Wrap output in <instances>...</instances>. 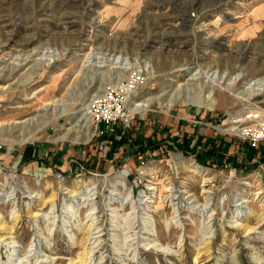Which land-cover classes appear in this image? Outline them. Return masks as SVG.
Instances as JSON below:
<instances>
[{
  "label": "rangeland",
  "instance_id": "obj_1",
  "mask_svg": "<svg viewBox=\"0 0 264 264\" xmlns=\"http://www.w3.org/2000/svg\"><path fill=\"white\" fill-rule=\"evenodd\" d=\"M133 73L126 126L82 114ZM0 75V264H264V149L226 133L264 110L239 94L264 75V0H0ZM222 143V164L198 158Z\"/></svg>",
  "mask_w": 264,
  "mask_h": 264
},
{
  "label": "built area",
  "instance_id": "obj_2",
  "mask_svg": "<svg viewBox=\"0 0 264 264\" xmlns=\"http://www.w3.org/2000/svg\"><path fill=\"white\" fill-rule=\"evenodd\" d=\"M143 81L144 79L140 73H133L126 84V90H123L121 86V92H119L118 87H110L105 91L104 95L94 98L90 106V114L96 121V126L98 127L100 124H103L105 127L110 126L113 128L114 124L119 121H128L126 97L124 94L136 90V87L143 83ZM234 123L235 126L231 127L230 131L226 133L239 136L240 139L249 145L250 149H264L263 109H245ZM122 135V133L117 132L115 136L116 140H121Z\"/></svg>",
  "mask_w": 264,
  "mask_h": 264
},
{
  "label": "bare ground",
  "instance_id": "obj_3",
  "mask_svg": "<svg viewBox=\"0 0 264 264\" xmlns=\"http://www.w3.org/2000/svg\"><path fill=\"white\" fill-rule=\"evenodd\" d=\"M100 48V47H99ZM114 58V57H113ZM112 58V59H113ZM104 59H106V58H104ZM117 59V57L114 59V60H116ZM25 60H27V59H25ZM113 61V60H112ZM117 61V60H116ZM20 64V63H19ZM21 66H23V65H20V67ZM88 66V65H87ZM104 67V66H103ZM18 68V66L16 65V66H13V68H12V71L13 70H16ZM97 68V67H96ZM100 68V67H99ZM117 68V67H116ZM252 69V68H251ZM263 71V70H262ZM9 72H11L10 70H9ZM202 71L201 70H199L196 74H200ZM208 72H210V70L208 71ZM216 72L217 71H214V73L213 74H216ZM206 73V72H205ZM263 73V72H262ZM239 75L240 74H237V78H240L239 77ZM211 76V75H210ZM215 76V75H214ZM224 76V75H223ZM223 76H220V80H223ZM232 76V75H231ZM193 77V76H192ZM0 79H2L1 78V75H0ZM193 78H190V80H192ZM236 79V78H235ZM214 80V79H213ZM183 86H185V84H183V83H180L179 85H178V88L180 89V87H183ZM246 88L243 90V91H241L239 94H244V93H247L246 91H249V90H254V91H258V92H261V91H264V75L262 76V77H253V78H251V79H248L247 80V83H246ZM3 88V87H2ZM1 90H4V89H1ZM102 90V89H101ZM100 91V90H99ZM170 91H167V92H165L163 95H162V97H164V96H168L167 97V100H166V104H165V106H166V108L167 109H171V107L172 106H174V104H175V102H177V101H180V100H182V98L183 97H181V93H178V92H176V93H174V94H171L170 95V93H169ZM215 91H214V89H211V90H209L208 91V93L207 94H204L203 95V100L204 101H207V102H210L211 104H214L215 105V103H216V101H214V95H215V93H214ZM189 93H191V91H189ZM99 95V92H97V94H96V96H98ZM99 96H101V95H99ZM184 96H186V95H184ZM188 96V95H187ZM186 96V97H187ZM186 97H185V99H186ZM153 99H155V98H149V99H147V100H145L144 101V103H140V104H137V105H135V106H133V107H130V112L131 113H133V112H135L136 110H138L137 108L138 107H142L143 109H142V112H146V111H148L146 108L148 107V104H145L147 101H150V100H153ZM93 103V102H92ZM90 106L91 105H89V107H88V109L90 110ZM45 107V106H44ZM47 107H48V105H46V108H44V112L46 111V114H54L55 112L54 111H52V112H49L48 113V111H47ZM41 110V109H40ZM43 110V109H42ZM41 110V111H42ZM137 112V111H136ZM56 114V113H55ZM83 115H87V114H90V112H85V113H82ZM41 116H43V115H41ZM41 116H39V117H41ZM39 117H37L36 119L34 118V119H30L29 120V123L28 124H33V125H35V121H38L40 118ZM39 118V119H38ZM42 118V117H41ZM11 119H13V118H11ZM46 122H48V121H46ZM23 123H26L25 121L23 122ZM43 123V122H42ZM42 123H40V124H42ZM10 124V123H9ZM44 124H46V123H44ZM43 124V125H44ZM13 125V124H12ZM15 125V124H14ZM24 125V124H23ZM1 127V126H0ZM11 128V127H10ZM21 128H23V127H21ZM226 130V129H225ZM225 130H221V131H225ZM70 131V130H69ZM227 131H230V129L229 130H227ZM226 131V132H227ZM71 132V131H70ZM202 171V169L200 168V167H198V166H196L193 170H191V172H193L194 174H198L199 172H201ZM158 189V188H157ZM158 191V190H157ZM188 193V192H187ZM204 193H207V192H204ZM184 194V193H183ZM90 198V197H89ZM88 197H86V199H84V200H92V199H89ZM193 202H196V203H198L195 199L194 200H192ZM237 201H238V203H237V208H239L240 207V210H237V213H239V214H244V210H248L249 209V201L247 200V199H245V198H240V199H237ZM137 207V206H136ZM194 209H197L198 211H200V212H202V214L203 213H208V210H210L211 208L210 207H208V203H205L204 205L203 204H200V206L199 207H194ZM178 210V209H177ZM179 211V210H178ZM89 213H91V212H89ZM249 213V212H248ZM247 213V214H248ZM144 215H148V216H145L143 219V223H144V228L147 230V232L149 233L150 231H153L154 230V228H155V224H154V220L152 219V217H151V215H149L148 213H143ZM176 214H177V211H176ZM213 214V213H212ZM211 214V215H212ZM38 215V214H37ZM179 215V214H178ZM211 215H209V217L208 218H210L211 217ZM143 216V215H142ZM177 218H179L178 220H176ZM174 219L176 220L175 222L176 223H178V222H180L181 221V219H182V217H178L177 215L175 216V217H173V221H174ZM230 222H232V221H230ZM233 223H235V224H237V225H235V226H238V225H241V224H239L238 223V220L237 219H233ZM91 224V223H90ZM95 226V225H94ZM0 228L1 229H3L4 227H3V224L0 222ZM4 230V229H3ZM13 230V229H12ZM155 231V230H154ZM12 233V231H10V233L9 234H11ZM154 233V232H153ZM205 235H209L208 233H205ZM142 237V236H141ZM10 237H6L5 238V240H7V239H9ZM93 239V238H92ZM206 239H208V238H206ZM205 239V240H206ZM3 240V239H2ZM205 243H207V242H205ZM9 245V244H8ZM91 245H93V244H91ZM148 245V244H147ZM146 245V246H147ZM158 245L155 243V242H153V245H151L150 246V248H153V247H157ZM148 247V246H147ZM93 249V248H92ZM149 249V248H148ZM158 249V248H157ZM160 249V248H159ZM89 251V250H88ZM96 251V250H95ZM163 251H165V252H171V250H167V246H166V248L164 247V249H163ZM91 252V251H90ZM122 253V252H121ZM90 254H89V252H87V253H85L84 254V256H82V259H83V261H84V263L86 262V261H89V259L91 258L90 256H89ZM122 255V254H121ZM89 263V262H88ZM3 264H8V263H3ZM10 264V263H9Z\"/></svg>",
  "mask_w": 264,
  "mask_h": 264
},
{
  "label": "trees",
  "instance_id": "obj_4",
  "mask_svg": "<svg viewBox=\"0 0 264 264\" xmlns=\"http://www.w3.org/2000/svg\"><path fill=\"white\" fill-rule=\"evenodd\" d=\"M119 133V132H118ZM179 139H175V141H176V143H177V141H178ZM189 140V141H188ZM131 143V144H133L132 146L134 147H139V150H141V152L142 151H145V149L143 148V145H142V143H143V140L142 139H140V138H136V139H132V140H129V138H127V135H125V133L122 135V139L121 140H119V141H115V144H114V148H117L118 146H121V145H123V144H126V143ZM190 142H191V140L190 139H188L187 137L184 139V141L182 142V144H180V148L181 149H184V148H189L190 147ZM124 146V145H123ZM229 146V144L227 143H222V145L221 146H216V145H212V146H210L209 147V149L207 150V155L206 156H202V154H200V155H198V158L203 162V163H207V162H209L210 161V163L211 164H215V162L216 163H220V164H222V162H223V156H221V153H222V151H227L228 150V147ZM131 147V146H130ZM179 147V146H178ZM143 148V149H142ZM139 150H137V151H139ZM252 150H255V149H252ZM218 154H220V156L218 155ZM108 155L110 156V157H112L113 156V152H112V150H110L109 152H108ZM207 160V161H206ZM229 160V159H228Z\"/></svg>",
  "mask_w": 264,
  "mask_h": 264
},
{
  "label": "crops",
  "instance_id": "obj_5",
  "mask_svg": "<svg viewBox=\"0 0 264 264\" xmlns=\"http://www.w3.org/2000/svg\"><path fill=\"white\" fill-rule=\"evenodd\" d=\"M189 136H191V137H192V136H193V134H192V135H191V134H190V135H188V137H189Z\"/></svg>",
  "mask_w": 264,
  "mask_h": 264
}]
</instances>
